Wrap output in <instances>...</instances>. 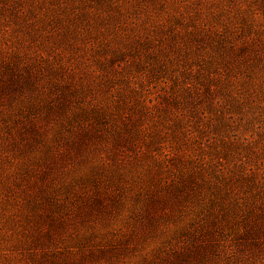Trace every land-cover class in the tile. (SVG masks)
Returning a JSON list of instances; mask_svg holds the SVG:
<instances>
[{
  "label": "rangeland",
  "instance_id": "obj_1",
  "mask_svg": "<svg viewBox=\"0 0 264 264\" xmlns=\"http://www.w3.org/2000/svg\"><path fill=\"white\" fill-rule=\"evenodd\" d=\"M0 264H264V0H0Z\"/></svg>",
  "mask_w": 264,
  "mask_h": 264
},
{
  "label": "trees",
  "instance_id": "obj_2",
  "mask_svg": "<svg viewBox=\"0 0 264 264\" xmlns=\"http://www.w3.org/2000/svg\"><path fill=\"white\" fill-rule=\"evenodd\" d=\"M210 31H211V29H209V28L206 29V28H204L202 26H196V28L190 30V32H188V34H183V32L181 30H176V32L174 33L175 42H173L172 45H173V47L177 46L179 48L184 46L185 45V43H184L185 41H181V40L177 41V38H179V37L180 38H184L186 35L189 36V39H193L194 38L196 41L201 42L206 36H209V35L211 36V33L210 34L208 33ZM154 40H156L157 47L154 48V50L152 51L153 53H158L161 49L165 50L168 47L172 48L171 44L169 43L170 42V38H168V37H163V38H159V39L155 38ZM150 42H151V40H150ZM70 69H72V68H70ZM188 88H190V90H193L198 95L199 94L201 95V93L205 94V92H206V90H203L200 86H197V87H195L193 89L191 88V86L190 87L188 86ZM207 89H208L209 92H212V91L216 90V88L213 87V86H210ZM202 113H204V112H202ZM135 144L137 145V143H135ZM139 147L140 148L137 150V153H140L142 151V149H141L142 146L139 145Z\"/></svg>",
  "mask_w": 264,
  "mask_h": 264
}]
</instances>
